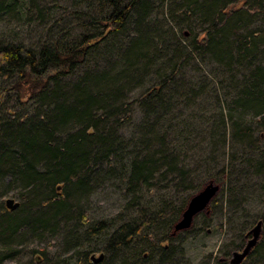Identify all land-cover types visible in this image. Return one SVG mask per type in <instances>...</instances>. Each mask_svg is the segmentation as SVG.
<instances>
[{"label":"trees","instance_id":"1","mask_svg":"<svg viewBox=\"0 0 264 264\" xmlns=\"http://www.w3.org/2000/svg\"><path fill=\"white\" fill-rule=\"evenodd\" d=\"M84 1L87 10L82 14L91 34L37 49L0 43V78L9 83L0 90V109L14 100L13 109L0 116V189L2 185L19 189L22 201L11 212L1 207L0 264L11 258L44 264L46 251L29 244L60 228L65 248L55 257L56 264H63L62 257L73 264H142L153 253L159 258L155 264H175L172 245L190 230L176 236L171 232L187 198L175 211L171 203L152 209L139 207L137 200L142 190L153 186L155 175L160 183L187 180L178 145L168 141V135L174 142L184 138L181 127H187L168 117L176 88L183 86L180 72L195 60H212L229 81L240 115L264 119V50L260 49L264 36L255 31L237 33L244 18L264 16V0H183L185 10L176 21L187 25L196 13L200 20L199 32L180 38L185 44L171 36L173 31L152 32L147 27L145 0ZM131 24L136 37L120 46ZM116 45L124 50L116 54L115 72L113 66L111 71L89 66ZM150 71L157 80L143 89ZM130 87L139 90L132 99L124 95ZM134 108L144 116L139 130L145 155L142 150L128 151L136 141L124 137L119 141L115 136ZM125 156L131 159L124 162ZM111 163L119 168H102ZM113 171L111 178L122 179L123 193L130 197V218L113 229L103 222H84L78 199ZM229 174L221 172L217 182L229 180ZM199 217L206 220L203 213ZM257 221H262L264 235V216L254 218L253 225ZM242 230L241 244L249 231L247 226ZM261 246L258 242L245 259L259 252L257 257L264 262ZM97 251L102 258L92 263L91 254Z\"/></svg>","mask_w":264,"mask_h":264},{"label":"rangeland","instance_id":"2","mask_svg":"<svg viewBox=\"0 0 264 264\" xmlns=\"http://www.w3.org/2000/svg\"><path fill=\"white\" fill-rule=\"evenodd\" d=\"M0 1L3 2L1 7L3 10L0 9L2 44H23L37 49L44 43L66 42L92 33L85 28L86 17L82 13L87 10V4L84 0ZM145 1L148 10L144 21L152 32L154 29L165 33L170 30L174 33L170 35L175 39L185 38V33H189L190 37L199 32L198 13L188 20L187 25L176 21L181 19L180 13L185 10L183 0ZM8 5L10 7H7ZM244 20L242 21L244 27L238 29L237 33L255 31L264 36V16L255 14ZM127 32V35L120 39V46L126 44L125 39L136 37L134 25L131 24ZM180 42L186 43L183 39H180ZM115 47L111 53H104L107 54L104 59L89 63V66L107 68V71H111L113 66L115 72L118 60L116 54L124 50V47L123 49L118 45ZM260 49L264 50V43L260 45ZM179 78L183 86L178 85L177 95L173 93L175 106L170 110L168 117L176 118L187 127L185 129L181 127L182 133H185L184 138L174 142L172 136L168 135V141L178 145L177 152L181 155L179 163L186 170L187 180L182 183L177 180L173 183H160L158 175H155L153 186L149 190H142L144 194L137 202L139 207L149 206L152 209L171 203L175 211L185 198L188 201L206 183L213 181L219 185L218 193L203 212L206 220L199 217L200 214L194 217L188 229L190 232L172 245V261L175 264H217L220 260L229 264L232 253L241 251L246 243V240L242 244L240 241L244 233L242 228L247 226L250 230L254 218L264 216V119L262 116L240 115L241 110L235 105L236 99L234 92L229 88V81H226L221 69L210 59L190 62L180 72ZM156 80L154 72L150 71L142 81V88H147ZM8 84L0 78V90ZM138 91L130 87L124 95L132 99ZM13 101L10 100L8 107L3 105L4 107L0 109L1 117L13 109ZM143 118L142 111L134 108L129 122L121 131L116 132L115 136L119 141H122L123 137L125 140L136 141L134 145L130 142L133 145L128 150L130 153L142 150L141 154L145 155L147 152L143 148L144 142L141 140L139 130L144 122ZM123 143L126 144L125 141ZM130 159L131 156H125L124 162ZM102 168L112 171V168L117 170L119 166L111 163L110 166L103 165ZM223 171L231 173L229 180L225 178L222 183H218L216 179ZM113 175L114 171L105 175L110 179H105L103 175L104 180L98 186L93 183L86 195L78 199L77 207L83 214L84 222H103L113 229L130 218V206H127L130 197L123 193L122 179L111 178ZM8 181L9 178L4 179L3 183L6 185ZM19 194V189H5L2 185L0 210L7 198L22 204ZM258 242L263 248V234ZM64 243L65 238L60 228L41 242L30 243L29 248L46 251L44 264H56L58 262L55 261V257L64 251ZM258 254L259 252L251 254L241 264H264L261 258L257 257ZM65 255L66 253L63 256ZM91 256L98 258L100 253L97 251ZM68 259L69 257H62L60 261L63 264H73L72 260ZM158 260V254L153 253L151 260L142 264H155ZM26 261L11 258L4 264H26Z\"/></svg>","mask_w":264,"mask_h":264},{"label":"water","instance_id":"3","mask_svg":"<svg viewBox=\"0 0 264 264\" xmlns=\"http://www.w3.org/2000/svg\"><path fill=\"white\" fill-rule=\"evenodd\" d=\"M219 191V185L213 181L206 183L197 193L192 195L187 201L186 207L182 211L180 218L173 225L171 235L188 230L194 217L206 211L208 205ZM4 205L8 211H14L18 208L19 202L12 198H7L4 201ZM262 221H257L255 225L246 234V243L241 251H235L232 253V258L229 264H241L244 259L250 254L252 249L256 246L261 236ZM102 255L98 258L91 256V262L96 263L101 260Z\"/></svg>","mask_w":264,"mask_h":264}]
</instances>
